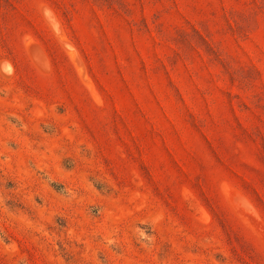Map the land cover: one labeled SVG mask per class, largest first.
Here are the masks:
<instances>
[{
    "label": "rangeland",
    "instance_id": "rangeland-1",
    "mask_svg": "<svg viewBox=\"0 0 264 264\" xmlns=\"http://www.w3.org/2000/svg\"><path fill=\"white\" fill-rule=\"evenodd\" d=\"M0 264H264V0H0Z\"/></svg>",
    "mask_w": 264,
    "mask_h": 264
},
{
    "label": "trees",
    "instance_id": "trees-1",
    "mask_svg": "<svg viewBox=\"0 0 264 264\" xmlns=\"http://www.w3.org/2000/svg\"><path fill=\"white\" fill-rule=\"evenodd\" d=\"M48 182V184H49V186H50V188H52L54 191H56V192H63V189H62V187H63V185H58V183H56L55 181H53V180H48L47 181ZM6 186H7V188H9L8 186L9 185H11L12 183H9V182H6ZM96 188H98V187H96ZM243 193H245V192H243ZM5 205L8 207V208H10L11 210H14V212H15V210L16 209H18L19 211H24V210H26V208H25V205L24 204H22V203H18L17 202V200L14 198V199H5ZM141 228V227H140ZM145 228V227H144ZM144 234L145 235H147V234H153L152 233V231L151 230H149V229H144ZM253 245V244H252ZM253 247V246H252ZM256 248H257V245H256ZM253 249V251H254V256L255 257H259V260L261 261L262 259L260 258L262 255L260 254L259 256L257 255V253L255 252V247H253L252 248ZM257 252H258V254H259V251H258V248H257Z\"/></svg>",
    "mask_w": 264,
    "mask_h": 264
}]
</instances>
